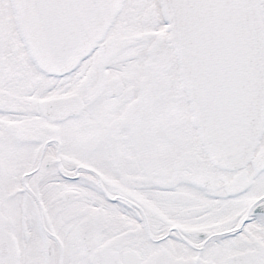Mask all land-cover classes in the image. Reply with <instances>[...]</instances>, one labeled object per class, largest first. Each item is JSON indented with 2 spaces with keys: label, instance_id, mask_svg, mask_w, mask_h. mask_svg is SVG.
<instances>
[{
  "label": "flooded vegetation",
  "instance_id": "af4514ba",
  "mask_svg": "<svg viewBox=\"0 0 264 264\" xmlns=\"http://www.w3.org/2000/svg\"><path fill=\"white\" fill-rule=\"evenodd\" d=\"M163 2L120 0L60 65L25 21L76 0H0V264H264V118L243 164L213 157Z\"/></svg>",
  "mask_w": 264,
  "mask_h": 264
},
{
  "label": "water",
  "instance_id": "95a60500",
  "mask_svg": "<svg viewBox=\"0 0 264 264\" xmlns=\"http://www.w3.org/2000/svg\"><path fill=\"white\" fill-rule=\"evenodd\" d=\"M119 0H90L67 25L25 21L32 43L53 60L93 47ZM180 73L208 150L243 164L264 118V23L257 0H170ZM49 54V57H48ZM52 56V57H53Z\"/></svg>",
  "mask_w": 264,
  "mask_h": 264
},
{
  "label": "bare ground",
  "instance_id": "6f19581e",
  "mask_svg": "<svg viewBox=\"0 0 264 264\" xmlns=\"http://www.w3.org/2000/svg\"><path fill=\"white\" fill-rule=\"evenodd\" d=\"M163 1L165 8L167 7L165 11L168 12V19L169 21H172L170 7H169V0H163Z\"/></svg>",
  "mask_w": 264,
  "mask_h": 264
}]
</instances>
